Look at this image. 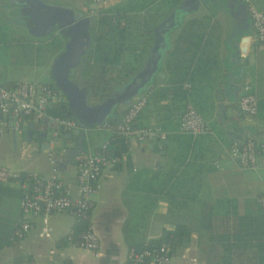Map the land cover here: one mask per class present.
I'll use <instances>...</instances> for the list:
<instances>
[{
	"label": "crops",
	"instance_id": "1",
	"mask_svg": "<svg viewBox=\"0 0 264 264\" xmlns=\"http://www.w3.org/2000/svg\"><path fill=\"white\" fill-rule=\"evenodd\" d=\"M240 1L244 10L238 9L236 5H230L227 7V14L223 17L219 16L220 12L207 13L215 26L212 42H214L216 62L210 65L206 56H203V59L199 57V63L193 66L192 74L179 86L174 87L168 82L169 72L166 70L164 59L178 32L176 26L185 18L203 14L195 12L200 9L199 7L191 12L180 11L179 19L178 17L175 19H178V23L174 24L165 35V44L161 49L157 71L141 91L147 93V100L135 119L137 126L156 125L167 132L163 140L164 148H161L162 141L139 143L132 138L124 137L126 150L120 156L115 155L118 158L116 164L101 170L98 178L100 188L92 195L93 204L88 220H78L69 211L52 213L48 217L51 235L41 238L37 235L41 226L40 219L32 217L29 231L17 244V253L23 257L19 262L128 264L127 241L156 238L150 234L152 228L158 231L159 235L161 229L173 228L184 215L192 214L198 217L200 214L209 213L212 214V232L219 234L223 230L231 229L232 212L243 214L244 198L249 199L252 205L259 206L257 199L264 194V150L258 151L256 167L253 169L239 167L225 153L236 137H249L264 143V48H256L246 3L244 0ZM248 2L259 10L264 9V0H248ZM212 4L215 7L218 3ZM243 11L244 14L241 16ZM0 24H4V21L1 20ZM29 35L32 36L30 33ZM45 36L33 35L32 43L45 44L48 41ZM242 36L248 37L245 44L240 42ZM42 37L44 38L41 42L38 38ZM6 42L7 36L2 35L0 43ZM56 54L49 52L48 66ZM27 79L36 78H32V75L25 77L14 74L0 64V85L8 86L15 82L28 81ZM36 82L50 84L51 80ZM246 84L257 99L256 113L253 116L244 115L237 107V99ZM187 104L194 107L205 121L207 125L205 133L190 136L177 132L179 116ZM126 106L125 103L116 105L110 115L111 119L116 121ZM4 119L7 125L2 128L20 148V157L31 159L37 156L46 160V164L44 162L40 166L37 163L30 169H12L2 163L0 165L18 172L40 175L49 174L54 167L61 182L74 193L76 161L83 155L99 150L97 146L100 143L94 144L93 147H97L94 150L90 145L84 146L83 140L89 137L88 132L93 126L97 130L98 126L95 124L80 128L83 134L81 152L78 158L70 162L73 164V170L67 173V164L62 169H57L52 161L50 162L48 158V153L52 149L50 146L48 151L40 149L41 136L45 135L48 142L52 138L43 121L23 119L19 124L22 129L17 130L12 138L8 127L9 117L0 115V120ZM186 135L191 137L187 155L166 191L159 195L147 193L144 187L151 171L166 165V155L172 158L187 149V140L183 138ZM55 140L56 150L61 151L65 148H74L78 143L79 135L73 131L64 132ZM3 185L19 190L16 184ZM18 202L19 198L17 222L20 217ZM86 223L90 224L99 239L100 251L97 257H94L90 251L70 246L65 241L67 234L71 233L75 236ZM207 241L204 235L198 238L197 233H191L189 242L180 247L183 249L180 256L182 261H188L189 254L192 256L190 259L192 262L198 258L201 264H206V260H215L221 253L220 249L216 244L212 246L214 243ZM1 252L4 254L0 256V262L13 261L14 253L11 248H5ZM175 258L178 259V256L173 251L169 264H175ZM233 259L235 260V257Z\"/></svg>",
	"mask_w": 264,
	"mask_h": 264
},
{
	"label": "trees",
	"instance_id": "2",
	"mask_svg": "<svg viewBox=\"0 0 264 264\" xmlns=\"http://www.w3.org/2000/svg\"><path fill=\"white\" fill-rule=\"evenodd\" d=\"M180 2L182 0H127L125 4H113L97 10L96 17L89 22L90 42L79 59L77 78H74L80 87L87 90L89 99L98 102L109 96L117 87L112 86L116 79L121 80L127 74L132 76L142 66L152 45L153 28L158 23L147 25L145 22L150 20L151 14H158L161 19L168 17ZM141 15H147L148 20L144 22V32L139 39L137 29L141 28ZM176 27L178 32L164 59L166 70L169 72L168 82L174 87L179 86L192 74L193 66L199 63V57L203 59V56H206L210 65L216 62L212 42L215 26L209 14L185 18ZM1 28L5 29V26H0ZM45 45L50 46V54L57 53L62 48V41L54 36L48 38ZM50 84L53 85L51 82ZM66 109L65 100H61L54 103L48 111L54 115H65ZM114 122L111 117H107L98 125V130L93 126L94 130L91 129L88 132L89 137L83 140L84 146L104 144L110 154L120 156L127 148L126 139L120 134L105 130L106 125L112 126ZM183 138L187 140V149L172 158L166 155V165L151 171L144 187L147 193L159 195L166 191L187 155L191 137L186 135ZM160 144L161 148H164L165 143L162 141ZM99 145L97 147L100 150ZM97 147H93L94 150ZM19 197L18 189L0 184V252L11 248L15 262L23 259L17 253L19 239L13 236L18 223ZM259 207L261 212L258 214L232 212L231 229L223 230L219 234L212 232V214H200L198 217L187 214L179 218L173 228L161 229L156 238L144 241L128 240V248L140 249L163 243L173 253L189 242L191 233H197L198 238L204 235L207 242L214 243L212 246L216 244L221 252L215 260H206V264H234L235 260L239 264H264V209L260 205ZM208 251L211 252L210 249Z\"/></svg>",
	"mask_w": 264,
	"mask_h": 264
},
{
	"label": "built area",
	"instance_id": "3",
	"mask_svg": "<svg viewBox=\"0 0 264 264\" xmlns=\"http://www.w3.org/2000/svg\"><path fill=\"white\" fill-rule=\"evenodd\" d=\"M90 7H84L82 12L87 17L96 15L97 10L109 7L118 0H88ZM247 13L250 19L253 38L257 49L264 48V9L255 8L248 0ZM61 100L62 93L54 85L36 81H19L11 85H0V115L11 118L12 127L18 130L20 122L25 118L43 121L49 129V146L52 148L61 133H70L77 128V122L64 115H54L48 109ZM147 93L141 92L132 98L121 116L106 129L132 138L136 142H159L166 138L167 132L159 126H137L135 119L146 104ZM256 96L250 92L249 85L242 87V93L237 99V107L241 113L253 116L256 113ZM7 125L6 119L0 120V127ZM98 126V125H97ZM207 131V125L200 114L187 104L179 116L177 132L196 136ZM264 150V143L249 137H236L225 151L226 155L241 168H255L258 151ZM51 160V152L48 153ZM118 158L110 154L104 144L99 151L86 154L76 161L75 183L76 191L72 193L65 186L54 167L47 175L28 172H18L0 165V183L16 184L20 197L18 202L19 220L13 231V236L21 239L30 229L31 218L39 217L41 226L38 237L47 238L51 235L48 217L52 213L69 211L76 219L87 221L92 208V195L100 188L98 181L101 170L116 164ZM259 205L264 209V194L258 197ZM68 245L88 250L94 257L99 255V239L90 224L75 236L71 233L65 236ZM172 253L167 245L161 243L144 248H128V264H169ZM0 264H25L23 262L4 261Z\"/></svg>",
	"mask_w": 264,
	"mask_h": 264
},
{
	"label": "water",
	"instance_id": "4",
	"mask_svg": "<svg viewBox=\"0 0 264 264\" xmlns=\"http://www.w3.org/2000/svg\"><path fill=\"white\" fill-rule=\"evenodd\" d=\"M9 1L15 4L22 0ZM23 1L33 4L35 15L38 18L46 17L48 25L53 24L63 39V47L55 55L49 68V77L55 88L62 93L66 102L67 109L64 116L70 117L77 122L78 126L73 132L79 135V140L74 148H65L60 151L56 150L55 145L52 147L50 151L51 160L57 169H62L80 155L83 137L80 128L91 127L95 124L99 125L107 117H110L116 105L120 103L128 105L132 98L142 91L157 71L161 49L165 44V35L174 27V24L178 23L180 11L187 12L188 10L196 9L199 4V0H182L168 17L161 19L153 28L152 45L142 66L120 86L115 87L109 96L96 103H90L87 98V90L80 87L69 75L70 70L78 65L80 57L84 54L85 48L90 42L88 32L89 17L80 11H74L70 6L53 5L43 0ZM220 4L227 7L236 5L238 9L244 10L240 0H221ZM29 14V19L35 20L36 24L32 28H28V32L34 36L43 35L40 29L45 26V22L40 26L39 21L34 19V13L29 12ZM177 17L178 19L175 20ZM247 41V36H242L240 39L242 44ZM158 49H160V53L157 51ZM8 127L11 137L14 138L16 130L12 127L11 118H9ZM41 137L40 149L48 151L49 142L45 135Z\"/></svg>",
	"mask_w": 264,
	"mask_h": 264
},
{
	"label": "rangeland",
	"instance_id": "5",
	"mask_svg": "<svg viewBox=\"0 0 264 264\" xmlns=\"http://www.w3.org/2000/svg\"><path fill=\"white\" fill-rule=\"evenodd\" d=\"M1 6H0V22L1 20L4 21V24H0V26L4 27L0 29V38L2 35L7 36V42L6 43H0V64L2 66L6 67L7 69L14 72V74H21L25 77H30L32 75V78L36 79H27L28 81H46L49 78V68L51 64L48 66L49 62V51L50 46L39 43L38 45H34L32 40L34 39L32 36L28 33L29 24L19 15V12L17 11V8L13 6V3L9 0H0ZM49 4L58 5V6H70L74 11H81L84 7H90L91 4L88 0H46ZM127 0H118L114 5H122L125 4ZM217 2V6H213L212 3ZM221 0H199L197 14L200 13H210V12H220L219 16L223 17L224 14H227L228 8L227 6H222ZM188 10V9H187ZM187 12H191V10H188ZM194 12V13H195ZM151 18L149 21L145 22V20H148L147 15H141L142 24L141 28H138V36L139 39L142 38L141 34L144 32L145 23L147 25H151L157 21H159L160 16L158 14H151ZM96 17H90L89 22ZM229 23H232L231 20H228ZM56 36L57 38L61 37L58 34V31L56 29H52L51 32L46 35L45 37L51 38ZM4 37V36H3ZM44 37L38 38V40H43ZM62 39V37H61ZM63 40V39H62ZM61 40V41H62ZM61 50V49H60ZM139 51V49H138ZM160 53V49H158ZM58 53V52H57ZM55 56L52 57V60H50L52 63ZM159 63V62H158ZM157 63V66H158ZM77 70L76 67L70 70V78L74 80V78H77ZM135 71V70H134ZM40 74V75H39ZM39 75L38 77H36ZM130 74H127L122 78L121 80H115L113 82V87L120 86L123 81L129 77ZM51 80V79H50ZM112 87V88H113ZM88 98V96H87ZM88 101L93 103L96 102L94 99H89ZM115 108V107H114ZM22 129L21 125L18 128V130ZM20 148L17 144L12 142L8 134L6 133L5 129L0 127V163L12 168V169H30L31 167H34L35 164L39 163L40 166H42L46 160H43L41 158H37V156H34L31 159H25L20 157ZM42 168L43 167H39ZM73 170V164L68 163L67 164V173L72 172ZM243 213H254L258 214L261 212V208L257 205H252L250 203V200L247 198L243 199ZM150 234L152 237H157L158 231H156L154 228L150 230ZM183 249L177 248L175 250V254L178 256V259L175 258V264H201L200 259L198 258L196 261L192 262L191 255L189 254L187 256V260L182 261L181 259V252ZM4 252L0 253V256H2ZM234 264H239L236 260Z\"/></svg>",
	"mask_w": 264,
	"mask_h": 264
},
{
	"label": "flooded vegetation",
	"instance_id": "6",
	"mask_svg": "<svg viewBox=\"0 0 264 264\" xmlns=\"http://www.w3.org/2000/svg\"><path fill=\"white\" fill-rule=\"evenodd\" d=\"M14 6L17 8V11L19 12V15L29 24V29L32 28L36 24L35 20H33L31 18H30L31 20L29 19V15H30L29 12L34 13V19H36V21H39L40 26H41V24H43L45 22V26H43L40 29V32L43 35H48L51 32L52 29H56V27L53 24H49L48 25V19L46 17L38 18L35 15V8H34L33 4L26 3L25 1L22 0L19 3H15ZM243 14H244V11L241 13V16Z\"/></svg>",
	"mask_w": 264,
	"mask_h": 264
}]
</instances>
